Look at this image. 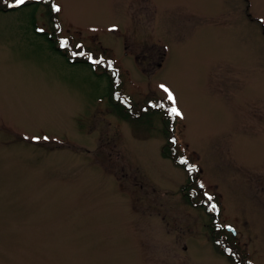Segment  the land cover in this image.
I'll return each instance as SVG.
<instances>
[{"label":"rangeland","instance_id":"374dc122","mask_svg":"<svg viewBox=\"0 0 264 264\" xmlns=\"http://www.w3.org/2000/svg\"><path fill=\"white\" fill-rule=\"evenodd\" d=\"M54 1L0 0V264H264V0Z\"/></svg>","mask_w":264,"mask_h":264},{"label":"trees","instance_id":"16d2710c","mask_svg":"<svg viewBox=\"0 0 264 264\" xmlns=\"http://www.w3.org/2000/svg\"><path fill=\"white\" fill-rule=\"evenodd\" d=\"M52 46H54V48L58 51H61V49L58 47L57 42L54 39H50ZM109 78V90H108V98L111 101L112 105L118 110V112L120 114H131L130 113V109L127 108V105L125 102L119 100V92L117 91V87L115 83L116 81L114 80V78H112L111 76L108 77ZM169 119V118H168ZM166 119V126L164 128L165 134L169 137L170 133H171V128H170V124H169V120ZM163 154L168 157L171 158L173 161H175L177 164L179 165H183L186 166L184 164V161H182V158L179 157L180 155L177 154V148L175 146H172V144L170 142H168L167 144L164 145V150H163ZM188 187V186H187ZM189 188V187H188ZM186 189V188H184ZM219 244V243H217Z\"/></svg>","mask_w":264,"mask_h":264},{"label":"flooded vegetation","instance_id":"af4514ba","mask_svg":"<svg viewBox=\"0 0 264 264\" xmlns=\"http://www.w3.org/2000/svg\"><path fill=\"white\" fill-rule=\"evenodd\" d=\"M45 3H46L45 0H36V1L28 2L26 5H29V4L35 5L36 6L35 11H34V13H35L36 12V9H38V7H39V4L45 5ZM36 30L39 31V30H42V29L37 26L36 27ZM60 52L63 53L70 62H72V60H70L69 57L66 55L65 50H61ZM80 59H82V58H79V59H77L75 61L76 62H78V61H85V60H80ZM159 66H161V63L159 64Z\"/></svg>","mask_w":264,"mask_h":264},{"label":"snow or ice","instance_id":"6c2138e0","mask_svg":"<svg viewBox=\"0 0 264 264\" xmlns=\"http://www.w3.org/2000/svg\"><path fill=\"white\" fill-rule=\"evenodd\" d=\"M26 2H27V0H16L15 5H13V4H9L8 6H9V7H15V6L23 5V4H25ZM57 10H58V9H57ZM165 90L167 91V89H165ZM169 99H170V100H173V102H174V97L172 96L171 93H169ZM171 111H172V113H174V114L177 115V116L181 115V113L179 112V110H178L176 107H173V108L171 109ZM45 139H46V138H45Z\"/></svg>","mask_w":264,"mask_h":264},{"label":"water","instance_id":"95a60500","mask_svg":"<svg viewBox=\"0 0 264 264\" xmlns=\"http://www.w3.org/2000/svg\"><path fill=\"white\" fill-rule=\"evenodd\" d=\"M231 230H233L232 228H230ZM233 232L235 233V231L233 230Z\"/></svg>","mask_w":264,"mask_h":264}]
</instances>
